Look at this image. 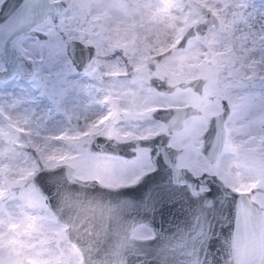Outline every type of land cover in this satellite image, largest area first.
Here are the masks:
<instances>
[{"label":"snow or ice","instance_id":"6c2138e0","mask_svg":"<svg viewBox=\"0 0 264 264\" xmlns=\"http://www.w3.org/2000/svg\"><path fill=\"white\" fill-rule=\"evenodd\" d=\"M0 264H264V0H0Z\"/></svg>","mask_w":264,"mask_h":264},{"label":"flooded vegetation","instance_id":"af4514ba","mask_svg":"<svg viewBox=\"0 0 264 264\" xmlns=\"http://www.w3.org/2000/svg\"><path fill=\"white\" fill-rule=\"evenodd\" d=\"M184 215L181 214L179 206L173 209L170 213L166 212L163 217L157 216L155 220V227L158 232H174L177 225H182L184 222Z\"/></svg>","mask_w":264,"mask_h":264},{"label":"rangeland","instance_id":"374dc122","mask_svg":"<svg viewBox=\"0 0 264 264\" xmlns=\"http://www.w3.org/2000/svg\"><path fill=\"white\" fill-rule=\"evenodd\" d=\"M81 100L84 104H87L89 102L86 95H82ZM72 107L73 105L69 103V108L71 109Z\"/></svg>","mask_w":264,"mask_h":264},{"label":"water","instance_id":"95a60500","mask_svg":"<svg viewBox=\"0 0 264 264\" xmlns=\"http://www.w3.org/2000/svg\"><path fill=\"white\" fill-rule=\"evenodd\" d=\"M158 232V231H157Z\"/></svg>","mask_w":264,"mask_h":264}]
</instances>
